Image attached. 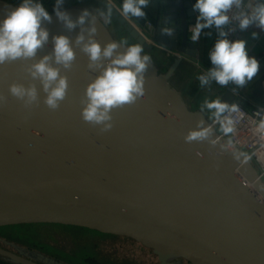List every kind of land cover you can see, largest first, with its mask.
I'll return each instance as SVG.
<instances>
[{
	"label": "water",
	"instance_id": "obj_1",
	"mask_svg": "<svg viewBox=\"0 0 264 264\" xmlns=\"http://www.w3.org/2000/svg\"><path fill=\"white\" fill-rule=\"evenodd\" d=\"M99 1L144 49L153 48L111 0ZM15 5L0 0V19ZM193 5L192 0H159L155 40L179 55L167 74L151 59L143 95L112 109L107 131L82 119L85 89L102 68H89L88 56L75 44L79 27L68 31L49 12L52 22L44 25L49 41L36 57L0 64V96L5 97L0 103V227L52 223L125 236L152 250L162 264H182V259L264 264L263 179L245 152L191 110L169 83L182 55L198 58L190 35L197 17ZM85 8L65 9L75 20ZM87 9L101 47L115 42L124 52L130 45ZM59 34L72 41L75 60L70 69L54 64L68 89L53 110L29 68L52 53V37ZM12 84L34 85L38 99L32 104L17 99L9 92ZM199 121L210 135L186 142L190 131L201 130Z\"/></svg>",
	"mask_w": 264,
	"mask_h": 264
},
{
	"label": "clouds",
	"instance_id": "obj_2",
	"mask_svg": "<svg viewBox=\"0 0 264 264\" xmlns=\"http://www.w3.org/2000/svg\"><path fill=\"white\" fill-rule=\"evenodd\" d=\"M65 0H55L53 12L58 21L68 30L80 28L75 44L89 58V68H102L100 74L91 81L85 89L86 101L82 108V119L93 125L102 126V131L111 128V111L125 104L133 103L143 95L144 74L151 63V57L143 54V48L134 44L124 52H118L119 45L108 43L103 48L94 38L96 28L90 20L91 13L83 9L73 20L71 14L64 8ZM150 0H122L120 10L125 16L145 17V9ZM193 9L198 13L195 23L194 39L205 29H216L217 39L211 47L208 58L210 67L197 79L200 85L207 86L212 82L220 86L230 83L243 87L260 71V62L250 56L247 41L244 39H229L230 33L247 31L250 27L264 31V0H196ZM110 14V10H109ZM52 22V15L46 9L42 0H20L14 7L6 8L3 19H0V64L17 59H34L37 52L49 41V30L44 26ZM88 23V27L85 24ZM234 25L233 27H228ZM162 31L171 35V29ZM87 33V37L85 36ZM253 39H258L257 32L251 33ZM53 51L31 64L29 73L33 79H38L46 93L44 103L50 109L59 107L67 94L68 80L61 75L60 65L70 69L75 60L72 41L66 35L52 37ZM107 61L102 65V61ZM9 92L17 99L32 104L38 99L36 87L25 88L20 84L9 86ZM5 97L0 96V103ZM228 105L220 100H205L202 105L219 117ZM235 110V106H232ZM203 121L198 122L201 130H192L186 136V142L204 140L210 135L209 128H203ZM264 131V121L259 124ZM225 134L232 131L230 122L224 124Z\"/></svg>",
	"mask_w": 264,
	"mask_h": 264
},
{
	"label": "crops",
	"instance_id": "obj_3",
	"mask_svg": "<svg viewBox=\"0 0 264 264\" xmlns=\"http://www.w3.org/2000/svg\"><path fill=\"white\" fill-rule=\"evenodd\" d=\"M111 1L120 9L122 0ZM192 1L193 4L196 2V0ZM73 6L81 5L72 4L69 7ZM144 11L146 15L143 18L126 17L134 28L146 37L148 44L153 46L150 50L144 49L135 37L127 30L124 31L123 26H121L117 20V25L113 21L110 22L111 27L115 29L114 31L116 32V36H118V40L126 44L130 41L140 45L143 50L147 52V55H151L152 61L158 66L160 72L167 74L173 66L177 56L171 54L168 47L157 43L155 40L154 31L161 14L159 0H150L149 6ZM112 18L115 19L113 16ZM195 23L196 19L190 25V35L192 40L197 43L198 58L194 59L186 54L182 55V62L170 76L169 83L183 96L191 110L202 113L208 120L213 122L216 117L214 112L207 108L202 109L205 100L212 101L218 99L222 103L229 105L236 97L231 87H222L215 82L203 87L200 85L197 77L212 67L208 58V53L218 37L216 29L213 28L205 29L204 32L201 33L199 39H194ZM119 27L122 31H119ZM252 32H257L259 38L253 39L251 35ZM241 39L247 41V49L250 56H254L257 59V57L264 52V31H261L259 28L250 27L247 31H243ZM233 88H236L244 96L243 103L246 106H250L252 103L264 104V63L260 67L258 74L252 80L248 81L243 87L233 85Z\"/></svg>",
	"mask_w": 264,
	"mask_h": 264
},
{
	"label": "rangeland",
	"instance_id": "obj_4",
	"mask_svg": "<svg viewBox=\"0 0 264 264\" xmlns=\"http://www.w3.org/2000/svg\"><path fill=\"white\" fill-rule=\"evenodd\" d=\"M99 2L100 7H85L92 10L118 39L110 23L113 21L117 25L116 19L112 18V13L109 14L103 2ZM119 29L122 31L120 27ZM123 30L125 31L124 28ZM0 230L15 238L22 246H30L56 256V259L63 260L62 264H90L91 260H96L99 264H162L150 249L134 239L106 235L84 227L40 223L2 226ZM53 257L50 258L55 259ZM182 263L190 264L183 259Z\"/></svg>",
	"mask_w": 264,
	"mask_h": 264
},
{
	"label": "built area",
	"instance_id": "obj_5",
	"mask_svg": "<svg viewBox=\"0 0 264 264\" xmlns=\"http://www.w3.org/2000/svg\"><path fill=\"white\" fill-rule=\"evenodd\" d=\"M233 26L229 25L228 27ZM242 33L243 31L239 30L230 33L229 39H241ZM199 38L200 36L196 39ZM170 53L174 56L179 55L171 49ZM257 60L260 62L261 67L264 63V52L257 57ZM233 85L230 83L224 87H231L236 99L228 105V109L221 113L219 117L216 116L212 123L221 135L231 139L234 147H238L245 152L264 181V131L259 129V124L264 121V104L252 103L250 106H246L243 103L244 96L236 88H233ZM232 106H235V110H232ZM229 122L232 131L225 134L222 128L224 124Z\"/></svg>",
	"mask_w": 264,
	"mask_h": 264
},
{
	"label": "flooded vegetation",
	"instance_id": "obj_6",
	"mask_svg": "<svg viewBox=\"0 0 264 264\" xmlns=\"http://www.w3.org/2000/svg\"><path fill=\"white\" fill-rule=\"evenodd\" d=\"M40 224V223H31ZM52 224V223H49ZM105 234V233H104ZM114 235V234H106ZM15 238L10 237L9 234H5L3 230H0V264H62L63 260L53 257L51 254H47L43 250H37L30 246H22ZM132 239V238H131ZM152 251V250H151ZM43 253V254H42ZM53 257L55 259H52ZM27 262V263H26ZM90 264H99L96 260L89 261Z\"/></svg>",
	"mask_w": 264,
	"mask_h": 264
},
{
	"label": "trees",
	"instance_id": "obj_7",
	"mask_svg": "<svg viewBox=\"0 0 264 264\" xmlns=\"http://www.w3.org/2000/svg\"><path fill=\"white\" fill-rule=\"evenodd\" d=\"M11 3L18 4L20 0H7ZM43 4L45 5L46 9L49 12H53V7L55 4V0H42ZM72 4H78L81 6H93V7H100V2L98 0H65L64 8L71 6ZM129 45H134V42H127ZM145 54V50L143 51ZM149 55V54H148ZM151 57V55H149Z\"/></svg>",
	"mask_w": 264,
	"mask_h": 264
}]
</instances>
